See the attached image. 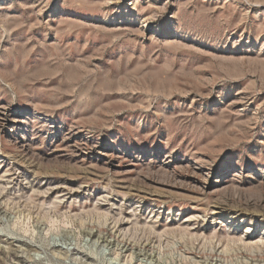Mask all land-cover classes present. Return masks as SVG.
<instances>
[{"label": "rangeland", "instance_id": "rangeland-1", "mask_svg": "<svg viewBox=\"0 0 264 264\" xmlns=\"http://www.w3.org/2000/svg\"><path fill=\"white\" fill-rule=\"evenodd\" d=\"M212 263L264 264V0H0V264Z\"/></svg>", "mask_w": 264, "mask_h": 264}, {"label": "bare ground", "instance_id": "bare-ground-1", "mask_svg": "<svg viewBox=\"0 0 264 264\" xmlns=\"http://www.w3.org/2000/svg\"><path fill=\"white\" fill-rule=\"evenodd\" d=\"M100 239H101V238H100ZM68 246H69V245H68ZM72 246H73V245H72ZM70 248H72V247H70ZM70 248H69V249H70ZM75 248H76V247H75ZM150 249H151V248H150ZM72 253H73V252H72ZM139 255H140V254H139ZM212 264H213V263H212Z\"/></svg>", "mask_w": 264, "mask_h": 264}]
</instances>
